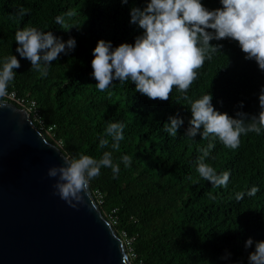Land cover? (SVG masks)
I'll use <instances>...</instances> for the list:
<instances>
[{"label":"trees","instance_id":"1","mask_svg":"<svg viewBox=\"0 0 264 264\" xmlns=\"http://www.w3.org/2000/svg\"><path fill=\"white\" fill-rule=\"evenodd\" d=\"M149 2L0 0V68L5 57L15 55L20 61L8 88L37 101L46 125L53 127L54 137L45 133L47 139L64 154L99 160L105 151L112 152L113 163L119 164L118 175L102 167L90 187L103 194L102 211L117 209V229L136 236L137 261L249 264L255 243L264 241V129L260 134H242L240 146L232 150L218 138L186 136L190 104L176 88L169 100L160 101L135 92L130 80L123 85L113 81L104 92L95 86L91 61L97 42L110 41L113 48L134 44L143 30L130 23V11L133 7L143 10ZM201 3L209 10L222 7L220 0ZM20 9L26 14L20 15ZM57 16L64 17L63 26L56 23ZM26 27L51 31L63 41L74 38L76 47L67 55L62 53L42 75L16 52L15 32ZM210 44L223 47L198 70L187 92L189 100L210 93L221 113L258 115L264 71L254 60L245 59L238 42L224 39ZM175 116L184 123L173 137L163 128ZM111 123L124 126L119 150L112 149V138L106 135ZM104 138L109 145L101 148ZM209 142L215 146L205 163L218 175L230 173L226 187H214L197 171L201 149ZM124 155L132 159L128 167L122 162ZM253 187L258 191L248 195ZM238 194L242 199L237 200ZM249 238L253 245L246 248Z\"/></svg>","mask_w":264,"mask_h":264},{"label":"clouds","instance_id":"2","mask_svg":"<svg viewBox=\"0 0 264 264\" xmlns=\"http://www.w3.org/2000/svg\"><path fill=\"white\" fill-rule=\"evenodd\" d=\"M121 3L126 4L128 0H121ZM220 3L222 7L214 10L207 9L201 0H150L143 10L133 7L130 23L137 24L143 34L135 38L134 44L121 43L115 48L110 41L101 39L97 42L91 61L96 88L104 92L113 81L123 85L130 80L135 85V92L160 101L169 100L173 88H176L190 104L191 119L186 136L194 138L200 134L205 140L210 136L218 138L232 150L240 146L242 134H260L264 129V88L259 94L258 115L237 111L235 117L229 116L214 108L210 93L195 101L189 100L187 95L198 78V70L223 47L210 44L212 40L238 42L245 59L254 60L264 71V0H220ZM24 14L25 10L20 9V15ZM56 23L63 26L64 17L57 16ZM15 41L18 45L16 52L30 61L31 70L45 76L53 61L76 47L74 38L63 41L51 31L33 27L17 30ZM19 67L20 61L15 55L4 58L0 68V100L9 94V83L16 74L13 70ZM239 107L243 108V102ZM183 123L178 116L169 117L163 130L175 137ZM123 129L120 123H111L106 128L114 150H119L120 141L124 139ZM108 145V139L100 140L101 148ZM214 146L209 142L206 148L201 149L197 171L214 187H226L230 173L226 171L218 175L205 163ZM62 159L63 164L49 168L47 175L56 180L53 194L72 208L84 203L90 182L100 175L102 167L110 168L114 177L120 171L119 164L113 163L110 151H105L99 160L88 155L77 158L70 154H62ZM121 159L125 167L132 163L127 155ZM257 191L258 188L253 187L248 195L254 196ZM240 199L242 195L238 194L237 200ZM252 245L253 240L249 238L245 247ZM248 261L249 264H264V241L255 243V250L249 254Z\"/></svg>","mask_w":264,"mask_h":264},{"label":"water","instance_id":"3","mask_svg":"<svg viewBox=\"0 0 264 264\" xmlns=\"http://www.w3.org/2000/svg\"><path fill=\"white\" fill-rule=\"evenodd\" d=\"M24 108L0 100V264H133L89 186L70 207L48 169L63 164Z\"/></svg>","mask_w":264,"mask_h":264},{"label":"built area","instance_id":"4","mask_svg":"<svg viewBox=\"0 0 264 264\" xmlns=\"http://www.w3.org/2000/svg\"><path fill=\"white\" fill-rule=\"evenodd\" d=\"M8 95L3 99L15 103L18 107L27 110L31 116L34 123L41 129L44 133L49 134L54 137L53 127L46 125L44 117L38 107L37 101L32 98L29 94L20 95L14 88H8ZM60 144V142H58ZM93 196L102 210V204L104 202L103 194L99 190L92 191ZM103 215L106 217L110 225L115 229L119 237L125 246V251L133 264H142V260L137 261L138 255L135 250V238L136 236L130 234L126 229H117V224L119 218L117 215V209H112L109 211H102Z\"/></svg>","mask_w":264,"mask_h":264}]
</instances>
